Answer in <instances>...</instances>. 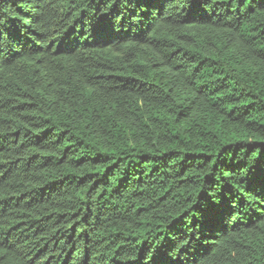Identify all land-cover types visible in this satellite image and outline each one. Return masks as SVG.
<instances>
[{
  "label": "trees",
  "instance_id": "1",
  "mask_svg": "<svg viewBox=\"0 0 264 264\" xmlns=\"http://www.w3.org/2000/svg\"><path fill=\"white\" fill-rule=\"evenodd\" d=\"M0 264H264V0H0Z\"/></svg>",
  "mask_w": 264,
  "mask_h": 264
}]
</instances>
